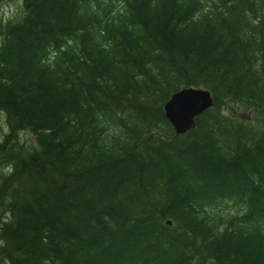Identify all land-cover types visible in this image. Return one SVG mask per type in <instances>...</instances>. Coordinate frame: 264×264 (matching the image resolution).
I'll return each instance as SVG.
<instances>
[{
    "label": "trees",
    "instance_id": "obj_1",
    "mask_svg": "<svg viewBox=\"0 0 264 264\" xmlns=\"http://www.w3.org/2000/svg\"><path fill=\"white\" fill-rule=\"evenodd\" d=\"M18 5L0 264H264V0ZM189 87L213 106L176 134L164 105Z\"/></svg>",
    "mask_w": 264,
    "mask_h": 264
},
{
    "label": "water",
    "instance_id": "obj_2",
    "mask_svg": "<svg viewBox=\"0 0 264 264\" xmlns=\"http://www.w3.org/2000/svg\"><path fill=\"white\" fill-rule=\"evenodd\" d=\"M212 106L213 99L208 89L189 87L174 93L165 103L164 111L175 133L183 134L194 127L196 116ZM262 129L264 131V118Z\"/></svg>",
    "mask_w": 264,
    "mask_h": 264
},
{
    "label": "clouds",
    "instance_id": "obj_3",
    "mask_svg": "<svg viewBox=\"0 0 264 264\" xmlns=\"http://www.w3.org/2000/svg\"><path fill=\"white\" fill-rule=\"evenodd\" d=\"M21 5H22V0H20ZM11 15H6L5 16V22L7 20L11 19ZM7 114L5 112L0 111V143L3 142L4 136L9 135L11 130L7 124ZM14 171V167L12 164H7L4 166L2 173L4 176L11 175Z\"/></svg>",
    "mask_w": 264,
    "mask_h": 264
},
{
    "label": "rangeland",
    "instance_id": "obj_4",
    "mask_svg": "<svg viewBox=\"0 0 264 264\" xmlns=\"http://www.w3.org/2000/svg\"><path fill=\"white\" fill-rule=\"evenodd\" d=\"M19 8L18 0H10L8 2L4 3V7L0 10V14L11 15L13 13H16V10ZM21 139H26L28 142H33L34 138L29 133H22ZM231 205V204H228Z\"/></svg>",
    "mask_w": 264,
    "mask_h": 264
},
{
    "label": "bare ground",
    "instance_id": "obj_5",
    "mask_svg": "<svg viewBox=\"0 0 264 264\" xmlns=\"http://www.w3.org/2000/svg\"><path fill=\"white\" fill-rule=\"evenodd\" d=\"M191 130V129H190Z\"/></svg>",
    "mask_w": 264,
    "mask_h": 264
}]
</instances>
